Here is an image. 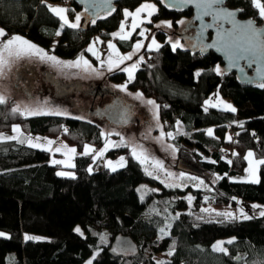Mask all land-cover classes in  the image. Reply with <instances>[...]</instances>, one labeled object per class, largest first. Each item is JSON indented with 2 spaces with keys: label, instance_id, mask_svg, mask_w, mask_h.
<instances>
[{
  "label": "trees",
  "instance_id": "obj_1",
  "mask_svg": "<svg viewBox=\"0 0 264 264\" xmlns=\"http://www.w3.org/2000/svg\"><path fill=\"white\" fill-rule=\"evenodd\" d=\"M57 1H0V29L7 33L4 39L19 35L61 60H75L83 54L94 65L95 59L86 51L94 36L110 40L123 54L130 53L139 40L135 34L129 40L111 35L124 21L125 9L134 11L144 2H153L157 11L147 26L168 21L173 34L180 30L179 22L192 14L170 12L161 0H123L112 15L101 16L97 24L82 32L61 28L62 22L48 9V2ZM226 5L242 9V18L259 23L258 10L251 0H228ZM68 10L72 23L82 12L73 3ZM156 39L161 47L145 51V60L131 82L120 70L123 65L105 73L101 84H127L130 93L140 92L143 98L159 105L163 131L173 133L171 139L166 135V141L177 152L192 148L200 171L220 177L211 185L212 193L203 192L216 197L218 210L209 208L210 198L205 200L201 191L168 189L146 177L128 147L108 152L111 157L124 155V167L115 171L105 166L96 169L98 164L93 163L92 155L81 153L85 144L97 150L103 148L100 126L63 115L24 119L13 114L12 103L6 102L0 105V133H10L12 125L17 124L26 134L61 137L76 147L78 156L73 167L75 176L59 178L58 168L48 164L47 152L15 141L0 142V231L8 236L0 237V264H84L94 254L92 264H156L153 257L170 250L173 254L165 264H254L264 259V217L235 219L217 215L224 212L223 208L227 211L226 207H234L236 199L264 206V165L258 168L257 183L230 181L244 174L248 151L254 153V159H264V88L240 86L235 74L217 75L212 69L221 64L214 53L193 55L181 42L174 51L164 33H158ZM171 40L177 41V36L174 34ZM216 91L234 106L235 112L215 108L204 112L203 102ZM177 121L183 127L181 134L175 131ZM232 128L237 131V140L228 142L226 137ZM208 129L213 130L211 136ZM232 150L236 155L229 158ZM194 167L188 174H198ZM144 185L161 190L156 194ZM140 186H144V201L138 195ZM188 192L196 199L193 208L184 213ZM207 208L209 211H201ZM76 226L84 236L74 232ZM101 234L106 235V243L100 242ZM118 234L135 242L138 255L114 259L107 253ZM34 235L44 238L25 239ZM224 239H234L225 246L227 254L214 251L212 246Z\"/></svg>",
  "mask_w": 264,
  "mask_h": 264
},
{
  "label": "snow or ice",
  "instance_id": "obj_2",
  "mask_svg": "<svg viewBox=\"0 0 264 264\" xmlns=\"http://www.w3.org/2000/svg\"><path fill=\"white\" fill-rule=\"evenodd\" d=\"M81 2H84L87 4V8H92L95 10L93 13L94 18L92 19V23L95 24L96 19L101 18L99 13L101 9H108L107 14H111L112 11H115V9L109 8V5L111 4L112 0H91L89 3L88 0H81ZM177 3L182 5H194L197 11L196 19H201L203 16H212L213 23L211 24H202L200 32L198 33V37H203V32L205 29L213 28L215 27L217 29L216 33V39L213 40L212 43L203 45L201 50L203 51L204 48H217L219 51H223L225 56L228 59V68L236 67L240 73V77L243 79H248L247 74L245 73V69L243 67H240L239 61L243 60L246 61L247 66L250 68L252 65H256V77L259 78L260 81H264V27H259L255 24L254 20H247L244 22H239L236 19L237 12L234 10H228L223 7L224 0H176ZM253 6L258 9V16L261 20H264V5L258 2V0H251ZM48 9L51 13H53L55 16L59 18L61 23V28L64 26H67L69 28L77 29L80 27V20L81 15L77 13L75 15V22L70 23L68 20V17L66 15V12L69 10L60 7V6H52L48 5ZM157 11L156 5L151 3H144L141 4L139 7L135 9L134 12H130L127 9L124 10V17L125 20H127L128 17L132 18L131 23V31L125 32V23L122 21L119 26V31L112 33L113 38H119L120 40H127L131 37L132 32L135 31L138 27H140L141 24L147 22L151 23V20L148 19L147 21L140 18V14L146 12L147 16L150 18L152 15ZM216 21H225L232 25L230 29H224L223 24H217ZM181 24L185 23L184 21H180ZM161 25L165 27H171V22L168 21H162L160 25H157V27H160ZM148 29L146 28H140L139 35L141 37H145V34L147 33ZM57 36L60 35V32L57 31L55 33ZM7 36V33L0 29V76H2L6 70H8L11 66L12 61L18 60L24 57H36L42 62H50L53 66H62L64 68H75L80 69L86 73H96L97 75H100L101 73L97 68H94L92 64L89 63L87 59L84 58L83 54L77 56L75 60L71 61H64L59 58H57L55 55H49L47 51H45L43 48L38 47L36 44L30 42L27 39H24L23 37L19 35H12L7 39H4V37ZM169 43H171L172 49L175 51L178 47H180V41L177 40L173 42L171 38H169ZM100 43L99 38H97L95 41H93L92 44L89 45V47L86 49L87 52L91 53L92 56L96 58V60L100 61L101 66H107V70L109 72H112L114 69L120 68V65L124 64L125 61L132 60L133 55H135L137 52L140 51L142 47H144L143 41H137L135 44L132 45V52L121 55L120 52L116 49V46L109 41L108 42V49L109 53L106 60H101L100 54L98 50L95 47V44ZM161 45H159L156 41V39L153 37L151 40V43L147 45V49L149 51H152L154 49H159ZM144 62V57L140 56L139 60L132 63L131 65L124 67L120 69L121 71L127 73L128 75V82H131L134 79V72L137 70L139 65ZM217 75L222 74V69L219 65H217L214 69H212ZM197 76L200 75V72L196 73ZM259 87L264 88V82H259ZM114 87H118L120 91H126L127 84L125 85H115ZM135 99H139L143 101V95L140 92H137L134 94ZM6 103V98L4 95H0V105H4ZM147 105L151 106V109L153 110V119L156 120L157 127H160L159 124V105L156 104L154 100L148 99L144 101ZM47 104V101L43 103V105H39L37 107H32L29 105H25L23 108H21L20 105H16L15 107H12L11 112L13 114H19L21 116H37V115H67L66 112H62L60 110H50L46 109L44 105ZM223 105V108L226 110H230L235 112V108L232 107L230 104H226L223 101L219 100L217 97V103L211 104L210 100L205 101V110H207L208 106L211 107H217L219 105ZM76 119H83V117H75ZM126 122L125 120L121 121ZM177 125H179V121H177ZM242 126V125H241ZM179 131V128L177 129ZM11 132L13 135H5L3 133H0V142L4 141H17L21 144L27 143L29 147L32 148H40L44 151L51 152L53 154L55 153H61L65 159L63 160H56L53 159L51 161L54 165H64L65 167H75V165L72 163V159L74 158L76 154L75 148H70L68 145L60 143L56 147H53V145H56L57 142L51 139L35 137L33 139L31 136H23L21 133V129L18 125L13 124L11 127ZM65 132H67V129H65ZM207 134L211 136L213 134L212 129L207 130ZM100 135L102 137H105V143L103 148H101L99 151H96L93 149L90 145L85 144L83 145L84 151L82 155H92V159L95 162V160L99 157H102L106 151H108L109 147H129L131 156L139 161L141 164H151V166L160 172H164L167 177H172L173 173L167 172L164 169L163 162L160 160H157L155 158L149 157L146 150L143 148V145L139 144H131L129 145L125 140L124 137L121 136L119 143H114L111 140H109L107 137L111 135H119V133H105L101 131ZM165 135H167L168 138H173V133L168 132L164 133L163 130L160 131V135L156 137L157 142H162ZM228 142L232 141V137L228 136L226 137ZM168 148L172 149L174 152L175 149L172 147V145H168ZM221 151H224L221 149ZM232 155H236L235 152L232 153ZM254 153L252 151H248L247 154L244 156V159L248 162V167L245 169V173L247 174V181L251 183H257L258 178L256 176V170L257 167L260 165H264V159H253ZM125 158L122 156L119 158L117 163L120 166H124ZM212 163H215V161H210ZM229 164L232 163V161H228ZM106 167H112L113 162L107 161ZM113 170L115 168L113 167ZM89 171H91V168H89ZM146 174L152 175V172L148 171V169H145ZM58 176H72V173L67 172H57ZM179 179H190V180H197L196 177H185L183 173L180 174ZM215 179H220V177H216ZM164 183V181H161ZM204 185L203 180H199L197 186ZM169 187H179L180 185H167ZM192 197H187V200L189 202V205H191ZM261 206L259 205H252L253 209H260ZM201 211H209V209H201ZM178 215V214H177ZM217 215H222L225 217H232L233 214L231 212H224V213H217ZM240 215L243 216L244 219H250L253 217H250L246 214H244L243 209H240ZM259 216L264 217V209H261L259 211ZM75 232H77L80 235H83L81 229L79 227H76L74 229ZM161 233L166 234L164 229L160 230ZM0 236H5L3 232H0ZM162 238V237H161ZM26 240H39L42 239L41 237H34V236H25ZM100 239L102 243H106V235L101 234ZM232 240L227 241L226 243H232ZM225 242H217L214 244L213 250L219 251L227 254V250L222 246ZM113 252H116L117 249L113 248ZM172 251L170 250L167 255H172ZM94 259V257H93ZM88 264H92V260L88 261ZM156 264H165L164 261H157ZM254 264H264V259H260Z\"/></svg>",
  "mask_w": 264,
  "mask_h": 264
},
{
  "label": "rangeland",
  "instance_id": "obj_3",
  "mask_svg": "<svg viewBox=\"0 0 264 264\" xmlns=\"http://www.w3.org/2000/svg\"><path fill=\"white\" fill-rule=\"evenodd\" d=\"M60 1H64V0H59L57 2L59 3ZM66 1H70V0H66ZM48 3H51V2H48ZM58 3L54 2V3H51V4L53 6H57ZM147 3L154 4L153 2H147ZM71 4H72V2L70 1V6H71ZM66 9H68V8H66ZM66 15H67V12H66ZM140 18L143 19V20H145V21H147L148 19L151 20L152 17L149 18L147 16V13L144 12V14H140ZM123 22H125V18H124V21ZM147 24H149V23L145 22L141 26V28L148 29L147 33L145 34V37H141L139 35V31L140 30L136 31V33H135V35H137V38H139L138 41H141V40L143 41L144 47H142L139 52H137L135 55H133L132 60H129L130 64H132V62L135 61V58H137L139 60L140 56H143L145 54V51L148 50L147 49V45L149 43H151V40H152L153 37L156 39V35L158 33H160V34L164 33L169 38L174 37V34L171 31L172 30V26L171 27H165V26L161 25L160 27H157V25H160L161 23L156 24V25H152V26H151V24L147 26ZM182 25L183 24H181V23L178 25V27L180 28V30H182L181 28H183V27H181ZM92 40H95L94 37L92 38ZM100 40H101V42H103V39L102 38H100ZM91 41H90L89 45L91 44ZM156 41H157V39H156ZM89 45H88V47H89ZM101 45L103 46V43ZM104 46H105V44H104ZM100 49L101 50H104V55H106L108 53L107 52V49L108 48H104V49L103 48H100ZM154 50H157V49H154ZM32 58L35 59L36 57H32ZM106 59H107V57H106ZM144 60H145V58H144ZM16 62H17V60L12 61L11 66L14 63H16ZM140 65H139V67H140ZM139 67L137 69H139ZM7 71L8 70H6L5 73L2 76H0V85H1V83L2 84H5L8 81ZM99 72L102 73V74H104V71L102 69ZM125 74H126V77L128 79L127 73H125ZM98 76H100V75H98ZM87 77H89V73L86 74L85 78H87ZM123 85H125V84H123ZM0 89H4L2 85L0 86ZM114 90L116 92H118L122 97L127 96L129 99L133 100V102L135 103V107H136L137 111H140L145 116V117H143V116L141 117L142 120H143V121H141V124H142V122L144 123L146 121H147V123L146 124L144 123L142 125L128 126V127H124V128H119V127H115V126H109L107 124H102L100 126V133H101V131H103L105 133H119V135H111V136H108L107 137L109 140H111L114 143H119L120 142V139H121V136H123L124 137V140L129 145H131V144L143 145V148L146 150V152H147V154H148L149 157H152V158H155L157 160L162 161L163 162V165H164V169L167 172L173 173V176L172 177H167L164 172H160L159 170L153 168L151 166V164H141L139 161H137L136 159H134L135 161L138 162L139 165H141L143 174L146 175V177H149V178L155 180L156 182L160 183L161 185L165 186L168 189H170L172 187L166 186V184L167 185H180L179 188L183 187V185L181 184V179H179V176H180L181 173H183L185 177H196L197 180H193V183H192L193 184V189L196 190V191H201V194H203L204 199L205 200H209V198L211 197V195L210 194H208V195L207 194H204L203 192H206L207 191L208 193H210V192L212 193V189L213 188L211 187V185L215 181V177L214 176H211L207 172H203V171L201 172L200 171V169L198 168L196 162H194V159H193V156H192V152H190L193 149L191 148L190 150H187V148H186V149L181 150L180 152H177V150L172 146L175 149V151L173 152L172 149H170V148L167 147L168 145H171V144H170V142H167L166 141V135H165V137H164V139H163L162 142H157L156 137H158L160 135V131L163 130V128H162V124H161L160 121H159L160 127L159 128L157 127L156 120L153 119V110L151 109V106H149L146 103H144V101H146L148 99L143 98V101L142 100H139V99H135L134 98V94L135 93L132 94L127 89H126V91H120V89L118 87H114ZM217 97L219 98V100L223 101L224 103L232 105L227 99H225V98H223V96L219 95L217 91L214 92V93H212V94H210L209 95V98H207L206 100H210L211 101V104H216L217 103ZM47 98H48V96H47ZM205 101L203 102V105H202V108H203L204 112H208L211 108H215V109H218L220 111L223 110L225 112H231L230 110L224 109L222 104L219 105V106H217V107L208 106L207 107V110H205V107H206L205 106ZM22 105L23 106H21V108H23L25 105H28V103L22 104ZM29 106L37 107L39 105H37V106L29 105ZM44 107L46 109H49L51 107V105L50 104H47V106L44 105ZM232 107L234 108V106H232ZM142 110H143V112H142ZM37 116H27V117H37ZM178 128H179V131H177ZM175 131H176L177 134L178 133L181 134L183 132V127H182V125H181L180 122H179V125H176V130ZM10 135H13V133H11ZM23 136H31L33 139H35V137H40V138H42V141L41 142H43V138H47V139L54 140V141L57 142V144L56 145H53V147H56L60 143L66 144L61 139V137L60 138H54L52 136H45V135H40V134H38V135H35V134H27V135L26 134H22V137ZM102 140H103V145H104V143H105V137H102ZM23 145L28 146L27 143H24ZM66 145H68V144H66ZM90 146L93 149H95L94 146H92V145H90ZM68 147L75 148L76 149V147H74V146H69L68 145ZM121 147H124V146H121ZM121 147H109L108 151H106L102 157L97 158L95 160V162L93 161V163L98 164L96 169H99L102 166L104 167L106 165V162L109 161V160L113 162V166L112 167H106L105 166V167L108 168L110 171H115L116 169H119L120 167H124L125 165L124 166H120L117 163V161L119 160V158L122 157V156L124 157V155H118V156H115V157H111L110 155H108V152L114 151L115 149L121 148ZM34 149L42 150L40 148H34ZM95 150L96 151H99L100 149L99 150L95 149ZM42 151H44V150H42ZM83 151H84V148L82 150V153H83ZM45 152H47V151H45ZM233 152H235V150H232L230 152L231 154H229V158L233 157V155H232ZM47 153L49 154V158H50L49 161H48V164L51 165V166H55V167L58 168L56 170V173L57 172H61V171L62 172H67V173H72V176H58L56 174L57 177H59V178H62V177H64V178H72V177L75 176V172L73 170V167H65L64 165H54V164L51 163V161L53 159H56V160H63V159H65V157L61 153H55V154H53L51 152H47ZM82 153H81V155H82ZM89 155H93V154H89ZM77 156H78V154H77V149H76V154H75L74 158L72 159V163L73 164H74V161H75V157H77ZM180 159H182V161L184 163H186L189 167H191V166L194 167L195 166L196 167V168L194 167L195 168V171H197L196 173H198V174H191L189 176V175H187L186 172L178 171L177 170V165H178V161ZM253 159H254V156H253ZM124 164H125V162H124ZM113 167L115 168V170H113ZM247 167H248V162H247ZM89 168H91V171H89V172H92L93 169H92L91 165L89 166ZM146 168L148 169V171L152 172V175L151 176L148 175V174H146V171H145ZM258 168H259V166L257 167V170H256V176H257V178H258V171H259ZM199 180H203L204 181V185L197 186ZM161 181H164V183H162ZM230 181L231 182H242V183H244V182L247 181V174L244 172V174L242 176L234 177V178L230 179ZM144 186L147 189L149 188L153 193H156V194H159V192L161 190L160 188H157L155 186H150V185H144ZM144 186H140L138 188V193H139L138 195H139V197H140V199L142 201H144V199H145V197H144V192L145 191L143 190L144 189ZM174 187L175 186H173V188ZM189 196H191L193 198L192 199V202L195 201V199H196V196L193 195L192 193H187L186 194L185 200H186L187 209L185 211H183L185 213L186 212L188 213L189 209H192L193 208V203L191 202V205H189V202L187 200V197H189ZM208 205H209V208L212 209L213 211L214 210H218L217 206L216 207H211L210 204H208ZM252 205H259L261 207H260V209H253L252 208ZM224 209L225 208H223V211L224 212H231L233 214V216H232L233 218H235V219L236 218H242V219H244L243 216L240 215V209H243L244 214H246V215H248L250 217H258L259 216V211L261 209H264V206L261 205V204H258V203L257 204L248 203V202L244 203L241 200L236 199V205L234 207H226V210L227 211H225ZM177 214L179 215L180 212L177 213ZM76 227H79V226H76ZM0 232H2V231H0ZM82 233H83V235H81V236H84V232H82ZM4 234H5V236H0V237L7 238L8 237L7 234L6 233H4ZM34 237H39V236H35L34 235ZM43 238L42 239H39V240H36V241H42ZM226 240H228V239L220 240V241H217V242H225L222 245L225 248V246H226ZM100 242H101V239H100ZM217 252H219V251H217ZM95 255L96 254H94L93 256H91L90 258H88L87 261L84 264H88V261L89 260H92V262H93V260H94L93 257L95 258ZM169 256L170 255H167V253H162V254L155 255L153 258H154V261H164V262H167L169 260Z\"/></svg>",
  "mask_w": 264,
  "mask_h": 264
},
{
  "label": "water",
  "instance_id": "obj_4",
  "mask_svg": "<svg viewBox=\"0 0 264 264\" xmlns=\"http://www.w3.org/2000/svg\"><path fill=\"white\" fill-rule=\"evenodd\" d=\"M0 1H14V2H21L26 0H0ZM74 5L79 6L82 9L81 12V22L80 27L78 28L82 32H87V30L90 28L89 26L93 24L91 21L94 18L93 13L95 12L94 9L87 8V4L84 2H81V0H70ZM123 0H112L111 4L109 5V8L115 9L117 8L118 3ZM264 2V0H260ZM90 3L91 0H88ZM163 5L170 11V12H192V16L190 19L185 20L183 24L182 30H179L175 32L177 39L183 44L184 47L193 55H200V56H207L208 53H214L217 57L220 59L221 69L223 74H235V78L238 85L243 86H258L260 81L258 77H256V65H252V67H248L246 64V61H239L240 67H243L245 69V73L247 74L248 79H243L240 77V73L236 67L228 68V59L225 56L223 51L217 50V48H204L203 51L201 48L203 45H207L213 42L214 39H216V33L217 29L215 27L205 29L203 32V37L199 38L198 33L200 32L201 25L202 24H211L213 23L212 16H203L201 19H196L197 16V9L194 5H182L176 2V0H161ZM228 0H224L223 7L228 10H234L237 12L236 19L239 22H244L249 19L241 18L240 16L243 14V10L241 9H231L229 8L226 3ZM108 9H101L100 10V17L101 16H108L107 14ZM115 11H112L110 15H112ZM98 19H96L95 24L98 23ZM253 20V19H251ZM255 24L259 27H264V20L259 24L254 20ZM217 24H223L224 29H230L232 27L231 24L225 22V21H216ZM94 24V25H95ZM25 68H18L15 73V84L22 86L24 89H26V93L30 95L29 93L32 91V88H29V82L32 78V74L26 73V78L22 79L20 76L23 74ZM36 79H38L39 74L38 72H35L34 74ZM45 75H43V78ZM46 78H49L51 81V84L54 87V93L57 96V98H63L69 96L71 94V91L73 89L76 90V92H80L84 94L85 97L91 98L92 101H100L106 98H111L112 102L110 104H107L105 106L98 105L97 107L91 106L87 111V115L89 118L93 117L99 121L104 120L106 123H108L111 126L124 128L128 126H135V125H141V120L139 117H137L134 109L135 104L132 102L126 101L125 99H122V96L113 90L112 86L106 84H96L92 83V85L86 86L85 89H83L81 82H68V84H65L61 82L58 78L55 77L54 73H48L46 75ZM82 110V108L79 109V111ZM122 120H125L126 122H121ZM147 121L145 122V124ZM178 171H183L186 173H191L193 171L192 166L189 167L186 163L180 159L178 161L177 165ZM117 249L116 252H113L112 249ZM107 253L114 259H130V257H135L138 255V247L135 244L134 241L130 237L124 236L122 234H118L113 240L108 248Z\"/></svg>",
  "mask_w": 264,
  "mask_h": 264
},
{
  "label": "crops",
  "instance_id": "obj_5",
  "mask_svg": "<svg viewBox=\"0 0 264 264\" xmlns=\"http://www.w3.org/2000/svg\"><path fill=\"white\" fill-rule=\"evenodd\" d=\"M144 3H147V2H144ZM48 5H52V4L51 3H48ZM57 6H59V5H57ZM60 7H62V6H60ZM134 11H130V12H134ZM141 14H144V13H141ZM68 19H69V17H68ZM69 21H70V19H69ZM124 23H125V32L131 31V27L130 26H131V23H132V18L131 17H128L127 20H125ZM141 26H142V24L140 25V27H138L135 31L132 32V35L135 34L136 31L140 30ZM97 38H99L100 43L95 44V47H96V49L98 50V52L100 54L101 60H106V57L108 56V53H109V49H107V52L108 53L106 55H104V50H101L100 48H103V49L104 48H108L107 45H108V42L110 40H106V44L103 47L101 44L104 41L101 42V40H100L101 37L99 35L98 36H94V39L95 40ZM129 39H127V40H129ZM95 40H92L91 41V44ZM116 49L118 50L117 47H116ZM120 54L121 55H126V54H123L122 52H120ZM91 56H92V54H91ZM92 58L95 59V64L93 65V63H91L90 61H89V63L92 64V66L94 68H97L99 71L102 69L104 71V74L101 73L100 76H98L96 73H89V77L85 78V76H86L87 73L84 72V71H82V70H80V69L64 68L62 66H53L50 62H42L41 60H38L37 58L34 59L32 57H24V58L18 59L17 62L14 63L12 66H10V68L8 69V71H7L8 81L5 84H2L1 83V85L3 86L4 89H0V95H4L5 98H6V102H11L13 107H15L16 105L23 106L22 104H26V103H28V105H33V106L43 105V103L45 101H47V104H50L51 105V107L49 108L50 110H57L58 109V110H60L62 112H66L67 113V108H65V106H63L62 104H60L59 102L56 101V99H55L56 97L54 96V93H53L54 90L47 91V94H45L40 100H39V97H36V98H33V97L31 98L30 97L29 98L28 96H26V94L25 95L22 94V92H20V90L18 88L19 85L15 84V78L16 77H15V73L14 72L18 68H20V67H22V68L29 67V68H34V69L36 68L37 70H40L41 72H44L43 74H46V73L47 74L48 73H54L55 74V77L58 78L61 82L65 83V84H68V82H74L73 80H76L78 83L81 81L83 83H87V85L90 86V85H92V83L98 84V81H99L100 77H103L105 75V73H109V71L107 70V66L106 65L102 67L100 61L96 60V58L94 56H92ZM137 60L138 59L135 58V61L134 62H136ZM134 62H132V63H134ZM123 65H126L125 67H127V66H129L131 64H130L129 61H125L124 64L120 65V68ZM114 70H117V69H114ZM45 79H46V77H45ZM47 83H48L47 84V87L52 88L51 87L52 84L50 86L49 82H47ZM20 87H22V86H20ZM47 96H48V98H47ZM124 98L126 99L128 97L125 96ZM47 104L45 106H47ZM40 116H48V115H38L37 117H40ZM50 116H59V115H50ZM63 116L69 117L70 115L67 113V115H63ZM22 117L24 119H27V118H37V117H27V116L26 117L25 116H22ZM20 129H21V127H20ZM11 133L12 132L10 131V133H6L5 135H10ZM21 133L22 134H26L22 129H21ZM27 134H29V133H27ZM4 142H6V141H4ZM187 175L190 176V174H188V173H187ZM192 183H193V180H190V179H181V184L183 185V187H181V188H179V187H174L173 188L172 187V188L173 189H179V190H186V189L192 190L193 189V184ZM188 193H190V192H188ZM184 199H185V197H184ZM192 203H194V201ZM229 240L234 241V239H228V240H226V242L229 241ZM227 244H229V243H226V245Z\"/></svg>",
  "mask_w": 264,
  "mask_h": 264
},
{
  "label": "flooded vegetation",
  "instance_id": "obj_6",
  "mask_svg": "<svg viewBox=\"0 0 264 264\" xmlns=\"http://www.w3.org/2000/svg\"><path fill=\"white\" fill-rule=\"evenodd\" d=\"M258 2L259 3H261L262 5H264V2H262V1H260V0H258ZM232 9V8H231ZM239 9V8H238ZM242 10V9H241ZM243 15V14H242ZM241 15V16H242ZM191 16H192V14H191ZM240 16V17H241ZM242 18V17H241ZM259 18V17H258ZM260 19V18H259ZM187 20V19H186ZM263 20H261L260 19V21H259V25H260V23L262 22ZM182 29V28H181ZM155 32V31H154ZM38 71V74H39V77H38V79H36V77H34L35 75V72H37ZM26 73H29V74H32V78H31V80H30V82H29V85H28V87L29 88H32V91L29 93L30 95H28L27 93H26V89H24L23 87H18L19 88V90H20V92H22V94H26V96H28L29 98L31 97H33V98H36V97H39V100L45 95V94H47V91H52V90H54V87H53V85L51 86V81L52 80H50L49 78H46L45 79V77H46V75H47V73L46 74H43L44 72H41L40 70H37L36 68L34 69V68H29V67H26L25 68V70H24V72H23V74L20 76L22 79H25L26 78ZM43 75H45V77L43 78ZM102 78L103 77H100V79H99V81H98V84H101L102 83ZM74 81V83H76L77 81L76 80H73ZM47 82H49V84H50V86L52 87V88H50V87H47ZM81 82V81H80ZM82 83V85H83V89H85L86 88V86H88L87 85V83H83V82H81ZM112 88H113V90H114V87L112 86ZM54 93V92H53ZM56 93H54V96L56 97L55 99H56V101L57 102H59L60 104H62L63 106H65V108H67V113L70 115L69 117H72V118H74V119H76L75 117H83V119H76V120H88L91 124L93 123V124H96L97 126H101L102 124H107V125H109L108 123H106L104 120H102V121H99V120H97V119H95V118H93V117H91V118H89L88 117V115H87V113H86V111L91 107V106H93V107H97L98 105H100L101 107L102 106H105V105H107V104H110L112 101V99L111 98H106V99H103V100H101V102L100 101H92V99L91 98H87V97H85L84 96V94H82V93H78V92H76V90L75 89H73V91H71V94H69V96H67V97H63V98H57V96L55 95ZM122 99H125L124 97H122ZM126 101H129V102H132L133 104H135L134 102H133V100H131V99H129V98H126L125 99ZM80 108H82V110H80L79 111V109ZM134 111H135V113H136V115H137V117H139V119L141 120V121H143L142 120V116L143 117H145L140 111H137V109H136V107H135V109H134ZM142 112H143V110H142ZM145 123V122H144ZM143 122H142V124H144ZM141 124V125H142ZM110 126V125H109Z\"/></svg>",
  "mask_w": 264,
  "mask_h": 264
},
{
  "label": "built area",
  "instance_id": "obj_7",
  "mask_svg": "<svg viewBox=\"0 0 264 264\" xmlns=\"http://www.w3.org/2000/svg\"><path fill=\"white\" fill-rule=\"evenodd\" d=\"M56 3H58V2H56ZM58 5H59V6H62V7H64V8H65V7H66V8L71 7V6H70V1H66V0H64V1H60V2L58 3ZM104 44H106V41L103 42V46H104ZM61 129H65V127H61ZM228 136H231L232 139H233L234 141H236V140H237V131H236L234 128L230 129V130L228 131ZM216 202H217L216 197H212V198H210V200H209V204L211 205V207H216V206H217Z\"/></svg>",
  "mask_w": 264,
  "mask_h": 264
}]
</instances>
